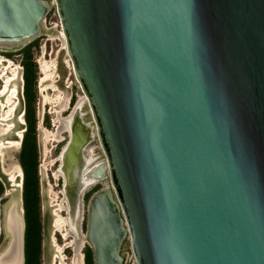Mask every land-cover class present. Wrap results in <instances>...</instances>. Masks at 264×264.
<instances>
[{"label":"water","instance_id":"water-1","mask_svg":"<svg viewBox=\"0 0 264 264\" xmlns=\"http://www.w3.org/2000/svg\"><path fill=\"white\" fill-rule=\"evenodd\" d=\"M53 6L93 120L79 103L59 155L70 215L95 133L106 156L94 264H124L128 238L136 264H264V0H0V48Z\"/></svg>","mask_w":264,"mask_h":264},{"label":"rangeland","instance_id":"rangeland-1","mask_svg":"<svg viewBox=\"0 0 264 264\" xmlns=\"http://www.w3.org/2000/svg\"><path fill=\"white\" fill-rule=\"evenodd\" d=\"M33 42L35 44L32 46V54L37 64L33 107L37 146V210L40 227L39 241L36 238V227L31 230L29 241L33 243V250L37 241L40 244L39 264H74L75 247L69 245L60 253L53 240V237H56L58 244L63 245L73 239L72 236L65 238L62 230L55 227L56 209L59 208V201L63 198L61 192L63 179L60 174H56L59 166L57 159L68 141L69 132L63 130L61 133L63 138L55 140L52 135L47 137L46 130L56 131L57 126L61 124L60 118L69 119L76 112L79 103L82 118L89 123L93 120L85 94L75 76L66 50L65 37L55 6L44 19L42 33ZM28 44L16 49L0 48V180L4 189L0 195V252L8 246L10 241L6 229V215L14 202L18 200L17 209L21 210L24 216L25 264L28 222L24 200L25 172L21 166V153L29 124L26 120L23 80V50ZM46 70L50 73L48 76ZM14 89L16 92L13 94ZM10 95L11 105L14 108L13 114L8 117L6 113L10 109L8 101ZM60 126L62 127V124ZM18 140H20L19 145L16 144ZM90 147V154L96 156L99 162L106 159L96 133L94 140L90 142ZM84 158L89 162L91 160L86 156ZM20 166L23 171L22 175L17 171ZM109 183L107 180H99L85 192L81 238L86 235L87 208L90 197L95 191L108 186ZM61 213L64 214V212ZM81 238H77L78 242ZM80 250L87 256L85 264H94L93 250L86 236ZM123 255L124 264H136L129 238L125 241Z\"/></svg>","mask_w":264,"mask_h":264},{"label":"bare ground","instance_id":"bare-ground-1","mask_svg":"<svg viewBox=\"0 0 264 264\" xmlns=\"http://www.w3.org/2000/svg\"><path fill=\"white\" fill-rule=\"evenodd\" d=\"M64 35V33H63ZM65 37V36H64ZM50 73L48 70H46V75L48 76ZM56 85V84H55ZM16 92V89H14L13 94ZM12 94V95H13ZM55 97V96H54ZM8 101L10 103V109L7 111L6 116H11L13 114V106L11 105V95L8 97ZM51 101V98H50ZM74 120V113L69 117V119H61L60 122L62 124V127L59 125L57 126L56 131L50 132L49 130H46L47 137L50 135L53 136L55 140H61L62 137V131L68 130L70 132V135L72 133V122ZM70 123V124H69ZM21 136V134H19ZM91 142V141H90ZM89 145L84 147L82 158L84 165L82 166V176L81 178V185L85 189H89L91 186H93L97 181H99V178H96L95 176H92L91 172L96 168L102 161L99 162L98 158H96L94 155H91V147ZM20 140L17 141V145H19ZM66 145L64 146V148ZM89 159H93L95 164H93L90 160L87 161L84 157ZM91 157V158H90ZM80 167V166H79ZM21 175L23 173L21 166L17 170ZM59 175V172L56 173ZM61 176V175H60ZM63 178V176H61ZM64 179V178H63ZM63 191V188H62ZM61 191V192H62ZM63 194V192H62ZM59 208L56 209V219H55V227L59 230L61 229L63 232V236L65 238H69L70 236L73 237V239H70V241L66 242L63 245H59L56 237H53V240L56 244L57 251L62 253L67 246H74L75 247V257L73 259L74 264H84V253L80 250L84 243L85 236L81 238V223L83 221V209L82 206L79 208V211H73L70 215V202L68 203L65 201V197L63 194V198L59 201ZM18 206V200H16L9 212V218H8V229L11 233V240L10 244L2 251L0 252V264H23V232L24 231V220L21 210L19 211L17 209ZM67 212V215L62 214L63 211ZM7 216V215H6ZM80 237L81 240L78 242L77 238ZM61 255V254H60Z\"/></svg>","mask_w":264,"mask_h":264},{"label":"trees","instance_id":"trees-1","mask_svg":"<svg viewBox=\"0 0 264 264\" xmlns=\"http://www.w3.org/2000/svg\"><path fill=\"white\" fill-rule=\"evenodd\" d=\"M35 42H30L24 48L23 65H24V96L26 102V120L28 127L24 137V144L21 153V166L25 172L24 182V200L25 211L27 216L28 237L26 249V264H39V215L37 210L38 202V178L36 162V135H35V118L33 101L35 99V84L37 80V64L32 54V46ZM4 192L3 183L0 180V195ZM37 229V245L33 250V243L30 240L31 230Z\"/></svg>","mask_w":264,"mask_h":264},{"label":"flooded vegetation","instance_id":"flooded-vegetation-1","mask_svg":"<svg viewBox=\"0 0 264 264\" xmlns=\"http://www.w3.org/2000/svg\"><path fill=\"white\" fill-rule=\"evenodd\" d=\"M23 80H24V77H23ZM24 84H25V80H24ZM87 122V121H86ZM66 131H68V130H66ZM68 138H69V133H68ZM89 145V144H88ZM96 157V156H95ZM91 158V157H90ZM97 158V157H96ZM92 159V158H91ZM58 161H59V164H60V159L58 158L57 159ZM92 161H93V159H92ZM93 164H95V162L93 161L92 162ZM63 179V178H62ZM64 212V215H67V212L64 210L63 211ZM86 257V258H85ZM86 260H87V256L84 254V264H85V262H86Z\"/></svg>","mask_w":264,"mask_h":264}]
</instances>
